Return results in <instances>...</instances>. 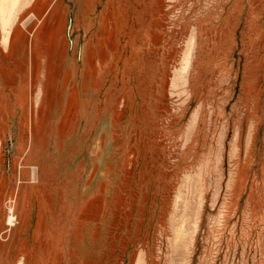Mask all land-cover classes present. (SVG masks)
Segmentation results:
<instances>
[{
    "label": "rangeland",
    "instance_id": "1",
    "mask_svg": "<svg viewBox=\"0 0 264 264\" xmlns=\"http://www.w3.org/2000/svg\"><path fill=\"white\" fill-rule=\"evenodd\" d=\"M0 264H264V0H0Z\"/></svg>",
    "mask_w": 264,
    "mask_h": 264
}]
</instances>
